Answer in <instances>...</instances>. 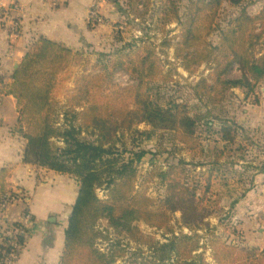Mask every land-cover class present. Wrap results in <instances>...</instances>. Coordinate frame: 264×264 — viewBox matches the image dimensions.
Returning a JSON list of instances; mask_svg holds the SVG:
<instances>
[{
	"label": "trees",
	"instance_id": "trees-1",
	"mask_svg": "<svg viewBox=\"0 0 264 264\" xmlns=\"http://www.w3.org/2000/svg\"><path fill=\"white\" fill-rule=\"evenodd\" d=\"M244 1L192 0L193 16L177 42H162L164 47L173 46L175 58L186 71H197L204 63L211 67L209 79H203L200 87L204 90L202 95L208 96L213 105H218L221 97L234 88L253 92L264 79V8L259 15L251 16L242 6ZM226 4L242 7V10L234 22L220 32L219 43L215 45L209 37ZM148 39L146 35L129 42L119 38V46L111 53L100 55L107 59L101 64L104 76L87 75L79 81L75 93L69 97V106L82 110L74 111L63 129L53 120V97L61 74L70 63L82 61V53L64 43L40 37L13 73L12 84L1 85V94L13 96L18 103L16 129L26 140L25 164L70 176L78 185L60 264H115L113 258L96 248L95 227L101 219H107L113 228L124 231L134 242L151 247L154 240L146 238L133 226L135 222L144 221L152 227L166 229L172 221L171 213L181 211L183 224L191 230H200L204 223L197 194L201 192L206 196L211 180L207 179L206 186H202L199 179L191 178L189 182L186 176L187 166L197 168L203 164L180 161L172 164L168 171L160 172L159 177L168 182L171 194L159 208H154V200L134 194L138 164L146 153L132 152L115 143L123 129L143 122L158 130L174 132L191 152H202L201 138L197 135L201 119L194 118L193 112L184 105L173 103L163 107L154 100L153 90L164 69L156 48ZM259 46L263 47L260 57L257 56ZM234 65L244 74L240 81L226 78ZM115 69H121L135 83L114 84L111 77ZM216 119L221 141L236 144V124L229 119ZM88 131L91 138H97L84 136ZM55 139L63 146L55 148ZM4 175L5 170L0 174V195L10 191ZM102 188L108 191L107 200H101L97 194ZM200 239L199 234L175 236L155 249L157 258L166 262L177 256L191 259L190 264H207L203 254H197L204 249ZM24 243L25 238L20 237L19 244ZM0 250H6L9 255L13 247L0 244ZM215 250L219 264H264V251L258 250L252 255L228 243L217 244ZM6 255L0 253V264H6Z\"/></svg>",
	"mask_w": 264,
	"mask_h": 264
},
{
	"label": "rangeland",
	"instance_id": "rangeland-1",
	"mask_svg": "<svg viewBox=\"0 0 264 264\" xmlns=\"http://www.w3.org/2000/svg\"><path fill=\"white\" fill-rule=\"evenodd\" d=\"M191 1L107 0L108 13L103 15L104 22H92L100 29L98 43H89L81 50L74 49L82 53V61L67 66L53 97V120L63 129L73 112L82 110L69 106V97L75 93L79 81L87 75L104 76L105 69L101 64L107 59L100 55L111 53L119 46V38L129 42L146 35L150 37L148 41L152 47L156 48L164 69L153 90L156 104L163 107L181 104L193 112L194 118L201 119L197 130L202 144L200 153L187 149L174 132L158 130L143 122L118 134L115 140L118 147L146 153L138 164L134 194L154 200V208H159L171 194L168 182L159 177L160 172L168 171L172 164L180 161L203 164L197 168L187 166L186 176L189 182L191 178L199 179L202 186H206L207 179L211 180V189L206 196L201 192L197 194L198 207L205 216L198 231L183 224L181 211L171 213L172 221L166 229L152 227L144 221L135 222L133 226L146 238L154 240L152 247L134 242L124 231L113 228L107 219L99 220L95 227L96 248L113 258L115 264H190L191 259L177 256L171 261L160 262L155 252L169 239L181 235L201 236L204 249L197 254H203L207 264H219L215 256V246L219 243L231 244L252 255L258 250L264 251V79L253 92L243 88L232 89L221 97L218 105H213L208 96L202 95L204 90L200 84L203 79H209L211 67L204 63L190 73L175 58L173 46L164 47L162 44L170 40L177 42L193 16ZM95 6L101 9L100 4ZM242 6L246 7L249 15L257 16L264 8V0H245ZM241 10L242 7L226 4L209 40L215 45L219 43L220 32L234 22ZM262 49V46L257 48L258 57L263 54ZM243 77L238 65H234L226 76L230 81H240ZM111 79L121 86L135 83L121 69L113 70ZM217 117L236 124V144L228 145L221 141ZM89 134L91 131L84 136L92 140L97 138H91ZM53 145L55 148L63 146L57 139L53 140ZM35 176L44 178V183L49 185L55 184L56 179L47 178H72L54 171L40 172L37 168ZM97 194L101 200L108 199V191L104 188L98 189Z\"/></svg>",
	"mask_w": 264,
	"mask_h": 264
},
{
	"label": "crops",
	"instance_id": "crops-1",
	"mask_svg": "<svg viewBox=\"0 0 264 264\" xmlns=\"http://www.w3.org/2000/svg\"><path fill=\"white\" fill-rule=\"evenodd\" d=\"M96 4H100L102 16L108 13L107 0H61L55 3L51 0H0V9L9 11L11 21L20 23L19 31L12 34L0 15V91L1 85L12 84L16 63H21L40 37L64 43L75 50L98 43L100 29L89 20L91 8ZM1 95L0 174L6 171L7 188L20 191L23 200L10 207L5 220L11 224L20 223L25 212H29L33 220L15 264H60L78 185L73 178H47L56 179L55 184L49 185L44 183V178L35 176L36 167L23 161L26 140L16 129L17 100L11 95ZM52 217L54 219L50 220Z\"/></svg>",
	"mask_w": 264,
	"mask_h": 264
},
{
	"label": "built area",
	"instance_id": "built-area-1",
	"mask_svg": "<svg viewBox=\"0 0 264 264\" xmlns=\"http://www.w3.org/2000/svg\"><path fill=\"white\" fill-rule=\"evenodd\" d=\"M53 2H59L60 0H52ZM2 23L8 29V31L12 34H16L20 29L19 22H13L10 20L9 11L5 9H0ZM89 20L95 23H103L104 19L100 12V8L94 6L90 11ZM1 93H0V111H1ZM23 202L21 193L18 190L11 189L5 194L0 195V244L2 246H8L9 244L13 247L12 252L9 255H6V250L1 251L4 255L7 256L5 261L6 264H15L18 259L20 250L23 245L19 244L20 237H26L30 233V229H32V215L29 212L24 213L23 221L20 222L19 226L14 227L11 223L5 220L6 213L13 207L14 205ZM8 243V244H7Z\"/></svg>",
	"mask_w": 264,
	"mask_h": 264
},
{
	"label": "water",
	"instance_id": "water-1",
	"mask_svg": "<svg viewBox=\"0 0 264 264\" xmlns=\"http://www.w3.org/2000/svg\"><path fill=\"white\" fill-rule=\"evenodd\" d=\"M20 67V63H16L14 72Z\"/></svg>",
	"mask_w": 264,
	"mask_h": 264
}]
</instances>
